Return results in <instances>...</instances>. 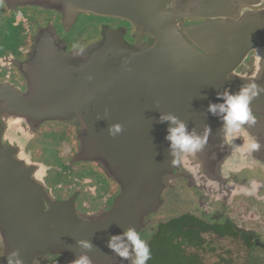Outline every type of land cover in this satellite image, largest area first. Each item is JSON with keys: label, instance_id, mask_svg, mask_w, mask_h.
<instances>
[{"label": "flooded vegetation", "instance_id": "obj_1", "mask_svg": "<svg viewBox=\"0 0 264 264\" xmlns=\"http://www.w3.org/2000/svg\"><path fill=\"white\" fill-rule=\"evenodd\" d=\"M226 10L240 16L253 12L257 15L253 21L259 18L261 22L264 0H189L184 11L190 17L179 19L178 24L183 28L220 23ZM90 16L101 21L92 25L94 37L79 43L72 34L79 19ZM243 18L239 22L247 23ZM79 19L68 21L56 10L0 0V86L30 93L43 78L55 80L60 57L77 67L110 30L124 33L130 44H136L137 29L126 20L91 14H82ZM150 39L145 36V41ZM236 40L241 42L237 47L241 50L229 61L205 63L208 69L203 73L210 74V65L216 64L222 65L225 73L219 84L203 86L210 94H199L195 102L206 108L185 124L187 133L195 131L201 139L205 125H210L202 149L173 155L170 142L164 140L173 155V167L164 170L160 204L145 214L137 232L150 249L147 264H205L204 252L206 256L214 254L213 264H242L244 258L248 264H264V92L260 91L264 89V37L240 36ZM253 84L258 95L249 108L256 123H245L243 131L228 140L224 131L226 112H220L219 106H226V92L239 95ZM5 102L0 100V109L11 104ZM210 104L217 105L215 115L208 111ZM58 119L36 122L29 113L0 112L2 143L13 149L12 159L18 167L14 170L5 166L0 171V217L10 218L9 213L20 219L31 216L35 193L48 211V202H59L83 215L114 212L125 191L119 176L101 156L91 158L86 154L78 119ZM249 138H254L260 149L242 155L238 149ZM10 225L0 222V264L11 253L7 234L13 232L5 228ZM128 231L123 228L121 235L118 233L122 238L116 240L121 250L128 249L127 258L114 251V260L90 264H134L135 246L129 240L122 241ZM80 256L47 252L28 262L17 259L13 264H71Z\"/></svg>", "mask_w": 264, "mask_h": 264}, {"label": "water", "instance_id": "obj_2", "mask_svg": "<svg viewBox=\"0 0 264 264\" xmlns=\"http://www.w3.org/2000/svg\"><path fill=\"white\" fill-rule=\"evenodd\" d=\"M9 1L59 11L68 21L91 14L126 20L137 29L136 44H130L122 32L108 31L104 41L77 67L60 57L55 80L42 77L30 93L0 86V100L11 102L0 112L29 113L36 122L45 118L78 119L86 154L91 158L101 156L125 186L114 212L101 216L83 215L59 202H48V211L35 193L31 216L20 219L9 213L10 218L0 217V222L11 224L5 228L13 232L7 234L12 249L2 264H13L17 259L28 262L47 252L109 262L114 260V250L107 247L109 237L120 234L123 228L137 234L145 214L161 202L164 170L173 167L164 135L166 127L177 125L161 123L160 117L172 115L186 124L205 109L195 102L199 94H210L203 86L219 84L225 73L219 64L210 65V74L203 73L208 69L205 63L229 61L241 50L237 48L241 42L236 40L240 36L264 37V14L261 22L257 18L255 23L257 15L253 12L240 16L226 10L221 14L223 22L181 28L178 20L190 17L184 11L189 0ZM242 18L248 22H239ZM145 36L151 39L145 41ZM114 124L123 127L115 138L108 132ZM12 152L11 147L3 145L1 133L0 171L5 166L17 167ZM79 241L90 242L92 248H84ZM122 241L127 243L128 239ZM113 243L118 245L116 240Z\"/></svg>", "mask_w": 264, "mask_h": 264}, {"label": "clouds", "instance_id": "obj_3", "mask_svg": "<svg viewBox=\"0 0 264 264\" xmlns=\"http://www.w3.org/2000/svg\"><path fill=\"white\" fill-rule=\"evenodd\" d=\"M255 89L256 85L253 84L250 86V88H243L239 95L233 96L228 95L227 92L225 93L227 96L226 106L220 105L219 110L220 112H226V116L224 117L226 122L224 129L226 139L232 140L236 138L237 135L243 131L241 126L245 123H256V117L252 114L251 109L249 108L251 100L258 95ZM250 91L251 95H249ZM260 91L264 92V89H260ZM216 110L217 105H209L208 111L210 113L215 115ZM164 121H170L172 124L177 125L175 128H169L167 130V134L164 137L166 141L170 142V148L173 155H176L177 152L188 155L200 151L206 143L207 137L211 131L210 125L206 124L204 138L201 139L198 135H196L195 131H193L191 134L187 133V126L183 122H180L175 116H161L160 122L163 123ZM122 131L123 127L120 124L110 125L108 129L109 135L113 138L122 133ZM259 149L260 144L254 138H249L238 150L243 155L244 153L250 154L251 152L258 151ZM177 162L178 161H174V163ZM127 238L135 246L136 259L134 264H147V261L151 258L150 249L147 245V242L131 230L127 232ZM117 239H119V235L110 236L107 242V247L113 249L120 257L127 258L129 255L128 249L124 248L121 250L120 246H117L113 243V241ZM78 243L84 248H92L90 242L79 241ZM17 264H21V262L17 261ZM71 264H90V260L87 256H80L78 259H73Z\"/></svg>", "mask_w": 264, "mask_h": 264}, {"label": "rangeland", "instance_id": "obj_4", "mask_svg": "<svg viewBox=\"0 0 264 264\" xmlns=\"http://www.w3.org/2000/svg\"><path fill=\"white\" fill-rule=\"evenodd\" d=\"M101 20H99L96 17L90 16L88 18H84V19H79V23H78V28L75 30L74 34H72L74 36V38H76L78 40V42L80 43L83 40H88L91 37H94L95 35V30L94 28H92V25H94L95 23H100ZM203 259H204V263L205 264H213V260L215 259L214 254L210 253L209 256H206L207 253L204 252L203 254ZM242 264H248V262L245 260H242L241 262Z\"/></svg>", "mask_w": 264, "mask_h": 264}]
</instances>
